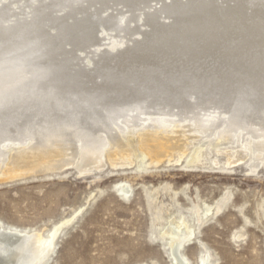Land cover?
I'll return each mask as SVG.
<instances>
[{"label":"bare ground","instance_id":"bare-ground-1","mask_svg":"<svg viewBox=\"0 0 264 264\" xmlns=\"http://www.w3.org/2000/svg\"><path fill=\"white\" fill-rule=\"evenodd\" d=\"M100 28L111 35L105 48ZM187 126L191 135L176 130ZM191 137L203 142L189 163L240 139L228 160L264 163V0H0V160L12 151L9 173H84L105 153L115 166H142L185 154ZM202 219L164 230L174 264H187L181 247ZM63 224L44 234L0 222V264L47 263ZM198 264L210 263L205 255Z\"/></svg>","mask_w":264,"mask_h":264},{"label":"rangeland","instance_id":"rangeland-1","mask_svg":"<svg viewBox=\"0 0 264 264\" xmlns=\"http://www.w3.org/2000/svg\"><path fill=\"white\" fill-rule=\"evenodd\" d=\"M21 15L17 19H27ZM98 36L107 47L109 32L100 28ZM139 128L128 129L135 135ZM190 128L176 130L188 136ZM188 140L190 150L181 156L146 159L142 166L133 158L115 166L105 153L100 168L84 173L72 165L9 173L8 151L0 160V222L44 234L64 223L45 264H174L164 230L179 218L193 225L201 216L200 227L181 247L187 264L205 255L210 264H264V163L251 170L249 157L228 160L226 152L239 150L241 139L220 151L211 146L203 163H189L190 151L203 141ZM119 184L130 187L128 196ZM208 206L211 214L205 215Z\"/></svg>","mask_w":264,"mask_h":264},{"label":"water","instance_id":"water-1","mask_svg":"<svg viewBox=\"0 0 264 264\" xmlns=\"http://www.w3.org/2000/svg\"><path fill=\"white\" fill-rule=\"evenodd\" d=\"M23 67H24V66H23ZM33 68H34V67H33ZM23 69H25V68H23ZM36 69H37V67H36ZM36 69H35V70H36ZM38 70H39V69H38ZM40 70H43V69H40ZM29 72H31V71H29ZM31 75H32V74H31ZM42 170H45V169H41V168H40V169H36L35 171H42Z\"/></svg>","mask_w":264,"mask_h":264}]
</instances>
